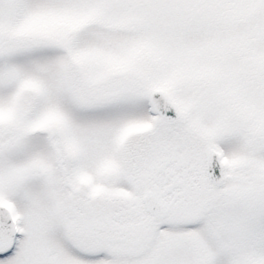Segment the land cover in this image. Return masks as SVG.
<instances>
[{
	"label": "snow or ice",
	"instance_id": "6c2138e0",
	"mask_svg": "<svg viewBox=\"0 0 264 264\" xmlns=\"http://www.w3.org/2000/svg\"><path fill=\"white\" fill-rule=\"evenodd\" d=\"M0 264H264V0H0Z\"/></svg>",
	"mask_w": 264,
	"mask_h": 264
}]
</instances>
